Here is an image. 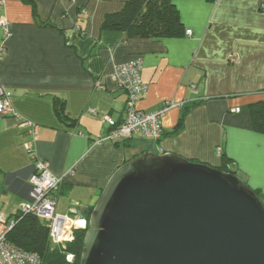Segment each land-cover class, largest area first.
<instances>
[{
    "label": "crops",
    "instance_id": "obj_1",
    "mask_svg": "<svg viewBox=\"0 0 264 264\" xmlns=\"http://www.w3.org/2000/svg\"><path fill=\"white\" fill-rule=\"evenodd\" d=\"M126 1L0 2V20L11 31L0 83L12 92L16 112L0 116V211L6 217L17 213L29 191L31 157L24 143L54 175L73 171L63 177L56 210L77 226L116 169L145 151L216 168L225 155L264 203V133L252 128L248 111L264 101V0H172L182 32L191 29L192 35L158 37L103 27ZM136 57L148 85L137 107L176 106L163 116L157 141L105 139L125 115L126 93L112 79L114 67ZM20 119L35 124V132L29 134Z\"/></svg>",
    "mask_w": 264,
    "mask_h": 264
},
{
    "label": "water",
    "instance_id": "obj_2",
    "mask_svg": "<svg viewBox=\"0 0 264 264\" xmlns=\"http://www.w3.org/2000/svg\"><path fill=\"white\" fill-rule=\"evenodd\" d=\"M86 214L79 264H264L256 191L174 153L127 160Z\"/></svg>",
    "mask_w": 264,
    "mask_h": 264
},
{
    "label": "built area",
    "instance_id": "obj_3",
    "mask_svg": "<svg viewBox=\"0 0 264 264\" xmlns=\"http://www.w3.org/2000/svg\"><path fill=\"white\" fill-rule=\"evenodd\" d=\"M3 1L5 0H0V2ZM0 28L3 36L0 41L1 62L7 52L4 41L11 36V31L7 21L3 19L0 20ZM184 33L187 36H191L192 30L186 29ZM229 61L236 62L237 58L230 55ZM141 68L142 60L140 57L130 59L114 67L112 79L126 93L125 115L120 124L111 128L105 139L126 141L133 136H139L144 139L157 141L161 138L163 133L162 118L176 104L172 101H166L158 110L153 112H144L137 107L139 97L148 87L141 79ZM11 97L12 92L0 83V116H16V112L11 106ZM233 111H239V108H235ZM105 119L109 121L107 117ZM20 125L26 126L29 134L35 132L36 125L28 120L20 119ZM96 143H100V140L96 141ZM24 147L31 157V163L28 167L30 168V173L26 179L29 191L26 201L20 205L13 217H6L0 211V264H42L38 254L23 251L7 239V234L12 230L20 216L29 214L42 220L47 225L49 239L54 244H64L71 241L73 239V230L85 226L84 220L82 226H77L76 222L67 215L60 214L56 210L57 192L63 177L68 173H73V171L69 170L63 176H56L49 169L48 163L38 158L30 144L24 143ZM217 153L220 154L219 148ZM72 257V255H67L68 260H71Z\"/></svg>",
    "mask_w": 264,
    "mask_h": 264
},
{
    "label": "trees",
    "instance_id": "obj_4",
    "mask_svg": "<svg viewBox=\"0 0 264 264\" xmlns=\"http://www.w3.org/2000/svg\"><path fill=\"white\" fill-rule=\"evenodd\" d=\"M103 27L122 30L132 37L177 36L184 32L178 10L172 0H128L119 12L106 16ZM62 109L63 107L58 105L57 114L65 117ZM248 111L252 128L264 133V101L250 104ZM230 161L225 155H221V165L218 169L235 173ZM254 190L261 198V192ZM85 231L86 228H76L73 230L71 241L54 244L49 239L47 225L42 220L26 214L18 218L7 234V239L23 251L38 254L42 264H79ZM67 255H72V259L68 260Z\"/></svg>",
    "mask_w": 264,
    "mask_h": 264
},
{
    "label": "bare ground",
    "instance_id": "obj_5",
    "mask_svg": "<svg viewBox=\"0 0 264 264\" xmlns=\"http://www.w3.org/2000/svg\"><path fill=\"white\" fill-rule=\"evenodd\" d=\"M15 175V174H14Z\"/></svg>",
    "mask_w": 264,
    "mask_h": 264
}]
</instances>
